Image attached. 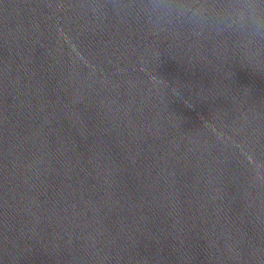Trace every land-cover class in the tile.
I'll list each match as a JSON object with an SVG mask.
<instances>
[{
  "label": "water",
  "instance_id": "obj_1",
  "mask_svg": "<svg viewBox=\"0 0 264 264\" xmlns=\"http://www.w3.org/2000/svg\"><path fill=\"white\" fill-rule=\"evenodd\" d=\"M136 0H0V264H264V49Z\"/></svg>",
  "mask_w": 264,
  "mask_h": 264
},
{
  "label": "clouds",
  "instance_id": "obj_2",
  "mask_svg": "<svg viewBox=\"0 0 264 264\" xmlns=\"http://www.w3.org/2000/svg\"><path fill=\"white\" fill-rule=\"evenodd\" d=\"M134 7L160 29L230 36L242 48L264 49V0H136Z\"/></svg>",
  "mask_w": 264,
  "mask_h": 264
}]
</instances>
